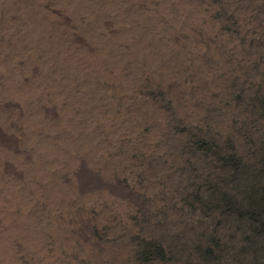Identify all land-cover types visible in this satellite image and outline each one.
Returning <instances> with one entry per match:
<instances>
[{
    "label": "rangeland",
    "instance_id": "obj_1",
    "mask_svg": "<svg viewBox=\"0 0 264 264\" xmlns=\"http://www.w3.org/2000/svg\"><path fill=\"white\" fill-rule=\"evenodd\" d=\"M37 1L0 0V52L10 51L0 65V127L8 132L18 133L17 104L66 110L49 79L52 36L43 43L33 21L59 18L43 4L74 19L68 32L94 40L83 18L89 0ZM159 1L167 17L147 22L146 48L121 61L120 73L84 79L95 125L83 115L75 121V161L64 164L59 151L39 155L31 144L46 179L23 162L37 184L25 208L14 209L26 242L15 264H264V0ZM80 12L84 23L74 17ZM24 68L36 79L29 97L14 77ZM77 77L70 75L76 86ZM53 128V138L64 135ZM252 188L259 198L251 207ZM161 243L172 250L165 258ZM215 243L216 261L208 254Z\"/></svg>",
    "mask_w": 264,
    "mask_h": 264
},
{
    "label": "bare ground",
    "instance_id": "obj_2",
    "mask_svg": "<svg viewBox=\"0 0 264 264\" xmlns=\"http://www.w3.org/2000/svg\"><path fill=\"white\" fill-rule=\"evenodd\" d=\"M84 1H85L84 2L85 7H87V5L90 1V5H89L90 10L88 9L89 10L88 15H83V14H87V12L81 13L82 12L81 11L80 12L81 14L79 13L80 15L75 13L77 15L74 17L78 20L81 19L80 20L81 23H84L82 21H84L86 19V23L91 25L90 32L92 31V35L94 37L93 41H95L94 43H93V41L90 42L87 39V37H85V36L76 35L74 33L68 32L66 30V28L68 29L70 27L73 28L76 26L74 19L72 21H70L71 16L68 18V16H66L64 14V12L60 13V11L55 9L56 8L55 6H54L55 8H53L52 4H51L52 6L50 5L51 7L49 5L47 6V4H46L47 2L45 4H43V5H45V7H44V8H46L45 10L52 12L53 14L52 13L51 14L52 15L55 14V16L58 14L59 18L55 19L54 21L53 20L49 21V18L51 16L49 14H47L50 17L49 16H48L49 18L46 17V20H45L44 19L45 14H43L41 12L42 15L41 14L37 15V20L36 19L33 20V21H35V23L38 24V27L37 28L34 27V28L36 29L37 33H39L40 36H42V39H44L43 43H45L47 40L49 41V39H50L49 36H52L51 37L52 40L51 39L50 40L53 42V45L51 44V42H49V43L51 44V46H54L53 49H54L55 54L54 53H52V54L55 55L54 59L56 60L57 63H55L56 71L53 69L55 71V73L53 71L52 72L53 74H50V72L52 70L51 71L49 70L50 71L49 74L51 75V76H49V79L54 84V86H53V89L55 90L54 92H56L57 95L58 94L60 95V97H61L60 99L61 100L63 99L64 103L67 102L66 103L67 106L63 105L64 107L66 106V110L64 108V110L62 109L63 111H61V108H59L58 110L54 109V107H52L53 105L52 106H49V105L44 106L45 104L44 105L42 104L43 105L42 109L44 110L45 114L48 115V118H49V120H47L48 119V118L46 119L47 116L45 117V114H43L42 112L40 113L38 110H36L38 112L35 113L34 112L35 109H34V111L33 110L32 111H26V110L22 109L23 106H19V104H17V107H15L16 108L15 111L17 113L15 116L12 117V120H13L12 123L13 122H14V124L17 123V125H15V127L18 126V133L17 132H8L5 129H2L0 127V264H15V260L17 259L18 252L19 251L21 252V249H23V248H21V246H23V244L26 246L25 239H23L21 236L18 235V232L22 231V230H19V228H21V225H19V224H17L19 226L15 225V223H16L15 219L17 216L14 213V209L18 205L19 206L21 205L22 208L23 207L25 208V205L27 204L30 196L32 195V191L36 188V184H37L36 179H37V181L38 180L40 181L41 178H43V177L40 176L39 174H42V172L44 171V170L40 171V170H42L41 168H40V170H38L39 169L38 167L36 169V163L37 162L35 161V158L37 156L35 157V151L31 150V148H32L31 144L35 145L34 149L36 150L37 153L40 152V153H38L39 155H41L42 153H45L47 150H50V151L52 150L53 151L52 153L59 151L61 153H64V160H63L64 164H65L66 160L73 163V161H75V159L72 157V155L73 156L75 155L74 154V147L72 144V143H74V138H72V136H70V138H69V134L72 133L71 135H73V132H72L73 127H75V124L80 120L82 115L84 116L82 119V123H85L86 121L92 120V117H90L91 112L89 113V111L86 109V107L89 106V96H88L89 93L87 94L86 92H84V90L87 88V85H85L86 81L84 79L86 77L87 78H91V77L95 78L96 75L103 74V72H105L107 70L109 71V72H107L109 74H111L112 72L113 73H120L118 71H120L121 61L123 62L126 58H128V56H130V58H128V59H133V58H131L132 54L134 57L135 53L141 51L142 49H145L146 46L148 45L147 41H148V39H150V37H149L150 34H148V32L150 29L147 28L149 25L147 22H150V25H151V22H156L158 24L161 23L162 21L160 22V19H161V17H163L162 14H164L165 11H167V9H168L167 8L168 4L166 5L167 2L165 1V3H163L159 0H89V1L84 0ZM2 4H4V3H2ZM59 9H61V8H59ZM23 10L26 11L27 9H25V7H24ZM86 11H87V9H86ZM0 12H1V9H0ZM2 13H3V11H2ZM36 13H39V12L37 11ZM82 15H83V18H84V16L85 17L87 16V18H84V20H83ZM31 16H33V14ZM165 17H167L166 13H165ZM34 18H36V17H34ZM53 18H51V19H53ZM22 23H24V22H22ZM31 23H33V22L31 21ZM35 23H33V24L35 25ZM156 23H153V24H156ZM85 24H83V25L85 26ZM88 24H87V26H88ZM21 25H23V24H21ZM142 25H144L145 27L147 26L146 28L148 31L145 32L146 34L143 33L146 29L143 28ZM30 26L32 27V24H30ZM151 27H152V25H151ZM22 28L25 29L24 26ZM155 28H159V27H155ZM155 28H153V29H155ZM27 29H30V31L34 30L33 28H29V27ZM160 30H162V29H160ZM26 31H28V30H26ZM29 33L32 34L31 32H29ZM141 33H142V37L144 34L143 40L142 39L139 40ZM27 34H26V36H27ZM29 37H31V36H28L26 38H29ZM38 37H36V38H38ZM32 38H34V37H32ZM23 39H25V37H23ZM48 41L46 42V44L48 43ZM139 41H141V42H139ZM29 42H27V43H29ZM37 42H36V44H37ZM27 43H25V44L27 45ZM46 44L44 46H48ZM126 44H128V46L125 48ZM39 45H40V43H39ZM34 46H36V45L34 44ZM44 46L41 45L42 49ZM48 48H49V46H48ZM51 49H52V47H51ZM52 51L50 50V52H52ZM9 52L10 51H9L8 47H4L3 50L0 52V65H1V62L3 63L4 59H6V58L8 59L7 54ZM38 56H36V57H38ZM33 59L36 60V58H33ZM50 59L52 61H55L52 59V56ZM45 61L46 60H44V62ZM15 62L17 63V61H15ZM18 62L21 63V61H19V60H18ZM4 63H7V62H4ZM35 63H38V61H36ZM35 63L33 65L31 64V70H33V68L35 67ZM40 63H42V62H40ZM40 63L38 64L39 67L41 66ZM52 64H53V62H52ZM38 65H36V67ZM49 65H50V63H49ZM16 66H14V67H16ZM6 68H8V66L5 67V70H6ZM19 68H22V66H20ZM40 68H41L40 69V72H41L42 67H40ZM47 68H48V66H47ZM17 70H18V66H17ZM38 71H39V69H38ZM21 72H22L21 74L19 73V75L14 76V77H15V79H17L16 81H17L18 85H19V83L24 84L23 85L24 87L21 86L22 88H20V90L23 91V93H24L23 96L25 95V96L29 97L31 95V93L34 91V89L36 88L35 87L36 86V84H35L36 79H34V76L31 75V72H33V71H31L29 74V73H26V69L24 68V71L21 70ZM72 72H75L76 76H78L77 77L78 82H79V83H77L78 86H76V84H75V82H77V81H71L70 80V75L72 74ZM34 73H36V72H34ZM39 77H40V75H39ZM47 84H49V82ZM37 85H39V84H37ZM46 86L47 85H45V87ZM76 87H79V91L76 90ZM15 90L18 91V89H15ZM20 90L18 91L19 94L21 93ZM41 97H43V96H41ZM38 99H35V100H38ZM19 100H20V98H19ZM34 102H36V101H34ZM7 104L12 106V107L16 105L15 102H9ZM20 104H21V102H20ZM26 104H28V103H26ZM40 104H41V101H40ZM60 104H61V102H60ZM40 107H41V105H40ZM40 107H38L36 109H39ZM26 108L28 109V107H26ZM29 110H31V108ZM99 112H96V113H99ZM97 115L99 116V114H97ZM34 120L37 121L36 122L37 125L35 126L36 127L35 128L36 133L34 134L36 136L33 137L32 132H33V126L35 125ZM93 120H92V123L94 124L95 120L94 121ZM75 121H77V122H75ZM55 123H56L57 128L64 127V130H63L64 135H61V134H59L57 136L55 135V137L53 138L52 136L54 134L52 136H50V134H51L50 132L54 131L53 126L55 125ZM92 123H90V124L92 125ZM61 133H63V132H61ZM75 133L76 132H74V134ZM34 138H36V139H34ZM63 148H64V151H63ZM47 154H48V152L45 153L44 155H47ZM39 155H38V157H39ZM49 155H51V154H49ZM43 157H45V156H43ZM25 160L29 161L28 163H29L30 167L32 168L31 170H35L36 173H38L37 170L39 171L38 174L33 172V176L36 179L34 178V180H32L31 176H29V177L24 176L26 165H24L23 162ZM28 163H26V164H28ZM61 163H63V162L61 161ZM23 165H24V169H23ZM57 165H59V164H57ZM27 168H29V167L27 166ZM60 168H62V167H60ZM27 170H29V169H27ZM28 174H26V175H28ZM15 181L17 182V184H15ZM1 211H2V213H1ZM22 212H23L22 215H25L27 213V211H22ZM23 217H25V216H23ZM18 219H19V216H18ZM22 219H24V218H22ZM28 242H29V246L30 245H32L34 247H35V245L38 246V243L35 240H34V243L31 241H28ZM19 248H21V249H19ZM30 248H31V246H30ZM37 249H39V248H37ZM18 264H20L19 261H18Z\"/></svg>",
    "mask_w": 264,
    "mask_h": 264
},
{
    "label": "trees",
    "instance_id": "obj_3",
    "mask_svg": "<svg viewBox=\"0 0 264 264\" xmlns=\"http://www.w3.org/2000/svg\"><path fill=\"white\" fill-rule=\"evenodd\" d=\"M263 106H264V102H263V104H262ZM240 175V174H239ZM256 190L254 189V188H252V192H251V195H250V197L252 198L251 199V207L254 205L253 203H255V202H257V200H258V198L259 197H257V195H256ZM234 198V197H233ZM234 208H235V206L234 205H232V208H229V210H234ZM238 209V208H237ZM239 210V209H238ZM242 213V212H241ZM241 213H240V215H241ZM247 213H249V211H246L245 212V214H247ZM203 244V241H201V242H199L198 244H196V246H195V249H202L204 246L202 245ZM216 244V245H215ZM213 246H211V248H209L208 250V254L209 253H211L212 254V256H213V259H211V260H214V261H216L217 259H219L220 258V254H216L215 253V246H218L219 244L218 243H215ZM158 250H160V252H158V254L160 255V257H162V258H165L168 254H170L171 252H172V250L167 246V245H165V244H162L161 243V245L159 246V249ZM207 255L205 254V257H206ZM218 264H221V263H218Z\"/></svg>",
    "mask_w": 264,
    "mask_h": 264
}]
</instances>
